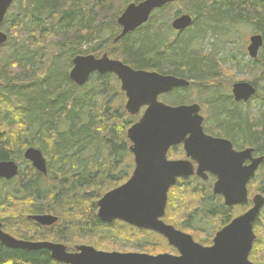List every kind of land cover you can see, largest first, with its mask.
Returning a JSON list of instances; mask_svg holds the SVG:
<instances>
[{
    "label": "trees",
    "instance_id": "16d2710c",
    "mask_svg": "<svg viewBox=\"0 0 264 264\" xmlns=\"http://www.w3.org/2000/svg\"><path fill=\"white\" fill-rule=\"evenodd\" d=\"M140 1L17 0L14 13H8L1 25L9 39L0 48V162L21 160L26 164L18 178L0 181V207L14 204L11 213L18 217L22 211L24 215L18 217V224L0 218L13 236L44 241L47 236H32L31 227L37 225L30 216L49 214L59 219L52 229L58 232L55 238L66 243L72 237L98 238L103 231L110 238L98 242L99 247H122L121 242L145 252L161 244L169 247L156 233L127 225L107 227L97 218V201L126 182L133 170L127 131L137 119L127 114V99L115 76L96 75L82 88L69 79L76 56H114L111 43L121 33L117 21L130 4ZM182 14L194 18L187 29L190 36L181 42L186 31L178 39L168 40L170 22ZM240 25L255 28L264 39V0H179L155 11L146 25L116 43L117 56L136 70L186 79L189 88L164 97L170 105L200 102L210 132L240 139L264 153V93L257 88L258 80L251 82L257 89L253 100L262 102L255 119L244 111L250 102L236 103L220 92L221 63L213 56L197 54L204 33L222 26L233 31ZM250 62L256 77L264 81V46L258 59ZM200 90L202 97L195 95ZM30 147L43 153L46 176L23 160ZM202 185L196 190L182 183L171 190L167 223L191 229L203 224L196 219L202 217L215 225L214 231L216 226L230 223L234 218L231 209ZM257 187L264 193V165ZM254 233L250 261L264 264V208ZM0 264L60 263L46 250H12L0 243Z\"/></svg>",
    "mask_w": 264,
    "mask_h": 264
},
{
    "label": "water",
    "instance_id": "95a60500",
    "mask_svg": "<svg viewBox=\"0 0 264 264\" xmlns=\"http://www.w3.org/2000/svg\"><path fill=\"white\" fill-rule=\"evenodd\" d=\"M16 1L0 0V26ZM178 1L143 0L130 4L117 21L122 31L115 42L146 25L155 11ZM193 22V17L186 14L176 18L171 26L176 31H185L192 27ZM8 39V35L0 30V48L7 44ZM249 42L248 55L256 60L264 46V39L261 35H254ZM94 74L115 75L119 79L121 90L127 98L125 110L130 116H137L146 108L140 120L127 131L130 152L136 157L134 174L126 184L108 192L98 202V218L106 224L122 221L156 233L180 255L105 253L92 247H78L77 253L72 254L60 244L18 241L3 233L1 225L0 242L12 250H46L60 264H253L250 254L256 241L254 224L264 207V197L255 196L249 212L218 232L212 247H202L191 236L175 230L162 220L169 191L177 179L194 176L189 162H169L167 152L171 146L183 143L187 156L199 164L197 176L203 179H207V173L215 176L214 194L222 196L228 207L248 201L247 185L255 178L264 157L252 158L251 149L236 153L230 142L207 136L199 105L174 108L159 102L162 95L175 89L188 88L190 82L185 79L135 70L122 61L111 59L108 54L101 58L80 55L73 59L69 73L73 84L85 87ZM256 93L257 89L247 82H238L232 87L236 102L246 104ZM25 159L38 172L47 175L46 160L39 150L28 149ZM247 160L251 165L244 166ZM18 175L19 168L14 161L0 162V179L9 181ZM31 218L43 227L58 223V218L52 215Z\"/></svg>",
    "mask_w": 264,
    "mask_h": 264
},
{
    "label": "rangeland",
    "instance_id": "374dc122",
    "mask_svg": "<svg viewBox=\"0 0 264 264\" xmlns=\"http://www.w3.org/2000/svg\"><path fill=\"white\" fill-rule=\"evenodd\" d=\"M14 11H15V9L13 8L10 10L9 13L12 14V13H14ZM173 17L174 16L172 15L170 17V20ZM170 20H169V22H170ZM172 21L170 23H172ZM0 29L2 31H4L1 28V26H0ZM228 29H229L228 26H222V27L215 28V30H211V31L204 33V39L198 47V50H197L198 53L197 54L203 55V56H213L212 58L215 61H218L221 63L219 65H220V68H222L223 76H222V79L220 80V84H219L220 92L226 93V94L232 96L231 89H232V86L234 83H237V82L251 83V82H253V80H258L257 83H259V85H257V88L260 89V91H259L260 93H264V81H262L261 78L256 77V72H254L252 70V68L249 66V64H251V62H250L251 59H250L248 52H247V47L249 45V39L251 36L256 34V29L255 28L253 29L252 27L245 26V25H240L237 28H235V30H233V31H229ZM189 32L187 30L185 36L183 37L184 39L181 38V42H184V40L188 39L187 37L190 36ZM178 37H180V35H178L177 32H175L172 28H170L168 40L178 39ZM114 42H115V40L111 44L114 45V53L115 54H114V56H112L110 58L114 59V60L117 59V60H120L123 62L124 59L117 56L118 55L117 54L118 48H117L116 43H114ZM96 43L97 42H94L93 45ZM108 46H110V45H108ZM103 54H105V53H103ZM103 54L100 57H102ZM237 63H239V64H237ZM236 64H237V68H235ZM164 67H168V65H165ZM71 69L69 70V73H70ZM141 71H147V70H141ZM195 95L202 97L201 90L199 91V93L196 92ZM256 101L257 100L254 99L248 104L247 107H244V111L250 112L255 119L258 117V115L260 113V106L262 103L261 101H259V102H256ZM126 103H127V101H126ZM126 103H125V107H126ZM194 103L201 105V103L197 102V101ZM202 115H204L205 118L207 117L204 110H202ZM132 117L136 118L137 120L136 119L135 120L138 121L140 116H135V117L132 116ZM209 126H211V125H209ZM177 155L175 156V158L179 159L180 157ZM22 163H24V162H22ZM23 166L25 168L26 164L24 163ZM23 166H22V168H23ZM257 185H258V183H256L255 186L257 187ZM14 186L16 188V185H14ZM257 194H259V193L256 191L252 192L250 195V198H253ZM0 203H2V202H0ZM0 206H2V205H0ZM8 206H9V208L8 207H0V218L9 219L11 221V223L18 224L19 222L17 220L20 219L18 217L24 216L23 212L18 211L17 215H19V216L17 217L15 213H11V211H12L11 209H12V206H14V204H8ZM10 230L12 232H15V233L18 232V231L11 229V228H10ZM31 230H34L33 232H31V233H34L32 235V236L35 235L34 237H37V234H40V235L48 237L46 239H42L44 241L59 242V241H56L54 239L55 238L54 235L57 234V232L55 230H45L44 232H42L41 230L36 229V227H31ZM26 232H28V231L26 230ZM45 232L48 234H46ZM185 232L194 235L197 238V240H199L201 238H205V236H203V235L194 234L193 232H189V231H185ZM8 234H9V232H8ZM109 238H110V236H108L105 232L101 231V233H99V235H98V238H96L95 235L93 237H91V236L78 237V238L72 237L70 240L67 241V242L70 241V243H64V244L70 246L71 249L74 248V246L78 245V244H83V245H91L92 244L91 246L96 248V245L98 244V242L107 241L106 239H109ZM64 242H66V241L64 240ZM121 243L126 244V242H121ZM127 244H130V243H127ZM164 247H165L164 244H161L160 246L152 248L151 252H149V251L145 252L144 250L140 251V252L145 253V254H149V255H158V254H161L164 252L170 253L169 249H165L166 247L165 248ZM98 248L103 249L104 251H108V252H113V251L137 252L134 249H130L128 247L121 249L122 247L117 248L116 246H108L107 245V246L98 247Z\"/></svg>",
    "mask_w": 264,
    "mask_h": 264
},
{
    "label": "flooded vegetation",
    "instance_id": "af4514ba",
    "mask_svg": "<svg viewBox=\"0 0 264 264\" xmlns=\"http://www.w3.org/2000/svg\"><path fill=\"white\" fill-rule=\"evenodd\" d=\"M182 15H183V14H182ZM182 15H181V16H182ZM193 20H194V18H193ZM173 21H174V20H173ZM171 25H172V23H171ZM171 27H172V26H171ZM0 30H1V29H0ZM173 30H174V29H173ZM174 31L177 32L178 35H182V34L185 33L187 30H185V31H176V30H174ZM255 35H261V34H259V33L256 32ZM253 36H254V35H253ZM261 36H262V35H261ZM251 37H252V36H251ZM251 37H250V38H251ZM249 41H250V39H249ZM118 42H119V41H118ZM114 43H117V42H114ZM249 45H250V42H249ZM249 45H248V46H249ZM247 48H248V47H247ZM259 55H260V54H259ZM258 57H259V56H258ZM98 58H101V57H98ZM250 59H251V58H250ZM251 61L253 62L254 60L251 59ZM123 63H124V62H123ZM235 68H237V67H235ZM133 69H134V68H133ZM148 72H156V71H148ZM156 73H159V72H156ZM159 74H161V73H159ZM96 75H97V76H100V75H98V74H94L92 77H94V76H96ZM161 75H164V74H161ZM112 76H115V75H112ZM164 76H173V77L178 78V79H183V78H180V77H177V76H174V75H164ZM92 77H91V79H92ZM115 77H116V76H115ZM91 79H90V81H91ZM116 79L119 81V79H118L117 77H116ZM185 80H186V79H185ZM90 81H89V83H90ZM119 82H120V81H119ZM89 83H88V84H89ZM237 83H238V82H237ZM247 83H248V82H247ZM88 84H87V85H88ZM234 84H236V83H234ZM234 84H233V86H234ZM250 84H251V83H250ZM233 86H232V87H233ZM253 86H254V85H253ZM254 87H255V86H254ZM120 88H121V83H120ZM188 88H189V87H188ZM255 88H256V87H255ZM183 89H186V88H183ZM177 90H180V89H175V90H173L172 92H170V93H168V94H165V95L160 96L159 99H158L159 102H161V103H163V104H165V105H167V106L174 107V108L181 107V106H190V105L197 104V103H191V104H189V105H187V104H176V105H170V104L168 103V101L165 100L164 97L169 96L170 94H172L174 91H177ZM121 91H122V90H121ZM123 93H124V92H123ZM231 93H232V89H231ZM124 94H125V93H124ZM125 96H126V95H125ZM232 98H233V96H232ZM233 100H234V98H233ZM252 100H253V98H252L249 102H251ZM234 102H236V101L234 100ZM249 102H248V103H249ZM236 103H243V102H236ZM243 104H245V103H243ZM246 104H247V103H246ZM197 105H199L200 108H201V116L204 118L203 129H204V133H205L207 136L212 137V138H215V139L226 140V141L230 142L231 145H232L233 150H234L236 153H243V152H246L247 150L251 149V150H253V153L251 154V157H252V158H254V159H258V158H260V157H264V153L257 152V150L255 149V147H253V146H252L251 144H249V143H245V142L241 143L240 139H229V138H226V137H218V136L214 135L212 132H210L209 129H207L206 124H205V122H206V118L204 117V115H202V106H201L200 104H197ZM145 111H146V108H143V109L141 110L140 114L138 115V116H140L139 119H138V121H139L140 118L143 116V114H144ZM138 121H136V123H137ZM130 147H131V145H129V151H130ZM30 148H34V147H30ZM30 148H27V149L24 151V153H23V160H24L25 162L29 163V164L33 167L32 163H30L29 161H27V160L25 159V153H26V151H27L28 149H30ZM35 149H37V150H39V151L41 152L40 149H38V148H35ZM41 153H42V152H41ZM130 154H131V157H132V160H133V163H132L133 170H132V172L130 173V176H129L128 180H127L126 182L120 184L117 188L123 186L124 184H126V183L131 179V177L133 176L134 171H135V169H136V167H137V164H136V157H135V155L132 154L131 152H130ZM177 154H178V155H177ZM42 155H43V153H42ZM176 155L179 156L180 158H179V159H178V158H175ZM43 156H44V155H43ZM44 158H45V157H44ZM45 160H46V159H45ZM167 160H168L169 162H189V163L192 165L193 169H194V176H192L191 178H179V179H177L176 184L170 189L169 194H170L171 190L177 186V184L179 185V184H182V183H183L184 185H186V187H190V186H192V187L196 188V190L200 189L199 186H204V185H202V184H205L208 188L211 189L212 194H213L215 197H219V198H220V201H222V204H223L225 207L231 209L234 218L230 221V223H231L233 220H235L236 218H238V217H240V216H243L244 214H246L247 212H249V211L253 208V199H254L255 196H254L253 198H250V195H251L252 192H255V191H256V192L259 193V194H257V195H262V196L264 197L263 190L255 186L256 183H258V180H259V178H260V170H261L262 166L264 165V163H263V164L261 165V167L259 168L258 172L256 173L255 178H254L253 180H251V182L247 185V190H248V201H247L246 203H244V204H241V205L228 207V206L225 205V203H224V199H223L222 196H219V195H215V194H214V186H215V184H216V182H217V179L215 178V176H213V175H211V174H209V173L206 174L207 179L199 178V177L197 176V171H198L199 164H198L196 161H194L192 158H189V157L187 156V152H186V149H185V145H184L183 143H182V144H178V145H173V146H171V147L169 148V150H168V152H167ZM7 161H14V162L17 164V166H18V168H19V175H20L21 171H22L23 168H24V166H23L24 163H22L21 160H7ZM2 162H3V161H2ZM46 164H47V163H46ZM249 165H251V162H250L249 160H247V161L244 163V166H249ZM22 166H23V168H22ZM33 169H35V168L33 167ZM35 171H37V170L35 169ZM37 172H38V171H37ZM38 173H40V172H38ZM19 175H18V177H19ZM42 175H43V174H42ZM18 177H16V178H18ZM16 178H14V179H16ZM14 179L9 180V181H6V180H2V179H0V181L10 182V181H13ZM13 186H14V185H13ZM13 186H12V187H13ZM257 186H258V185H257ZM12 187H11V188H12ZM117 188H114V189H112V190H115V189H117ZM112 190H110V191H112ZM110 191H108V192H110ZM108 192H107V193H108ZM107 193H106V194H107ZM257 195H256V196H257ZM168 196H169V195H168ZM103 197H104V196H103ZM103 197H101V198L97 201V206H96V207H97V209H96V215H97V218H98V212H99L98 202H99ZM167 205H168V204H167ZM263 208H264V207H263ZM263 208H262V210H263ZM262 210H261V211H262ZM166 212H167V209H166ZM239 212H240V213H239ZM260 213H261V212H260ZM38 215H43V214H37V215L30 216V217H34V216H38ZM52 216H53V215H52ZM165 216H166V213H165ZM165 216H164V218L162 219L163 222H164L165 224L174 227L175 230H177V231H179V232H182L183 234H186V235L191 236V237L193 238V240H194L195 243H197V244H199V245H201L202 247H205V248H210V247H212V246L214 245V239H215L217 233L220 232L222 229H224L226 226H228V225L230 224V223H228L227 225L223 226L222 228H221V225L216 226V227H217V230L214 231V227H215V225H214V224H211V223L208 224V221H209L208 219H204V218H202V217H196V219H198V220L201 219L202 223H203V224L205 223V225H203V224H195V225H197V227H195V228H191V229H183V228H177V227L174 226L173 224H169V223H167V222L165 221ZM98 219H99V218H98ZM99 220H100V219H99ZM100 221H101V220H100ZM101 223L104 224V225L107 226V227H113V226H115V225H123V226H126V225H127V226L132 227V228H134V229H136V230H139V231H145V230L138 229V228H136V227H134V226H131V225H129V224L125 223V222H122V221H115V222H113V223H108V224L103 223V222L101 221ZM192 223H193V222H192ZM193 224H194V223H193ZM0 225H1V230H2L3 233H5V234H7V235H9V236H11V237H13L10 233L8 234V232L5 230V228H4V223L0 222ZM36 225H37L36 229H39V227H40L39 230H41V231L43 232V230H44V231H45V230H52L53 228H56L55 225H57V224H55V225H53V226H50V227H43V226H41V225H39V224H37V223H36ZM58 225H60V224H58ZM208 225H211V227H210V226L208 227ZM185 231L193 232L194 234H198V235H203V236H205V238H201V239L197 240V238H196L194 235L189 234V233H186ZM146 232H150V231H146ZM57 233H58V232H57ZM152 233H153V232H152ZM13 238L16 239V240H18V241L30 242V241H28V240L19 239V238L15 237V236H14ZM54 239H55L56 241H59V242H54V241H38V242H35V243H40V242H50V243H53V244H60V245H63L64 247H66L68 253H72V254L77 253L76 250H77L78 247H92V248H94V249L97 250V251H101V252H105V253H114V252H115V253H120V254H145V253L140 252L141 250L138 249L137 247L133 246V245L131 246V245H124V244H123L122 248H121V247H117V248L124 249L125 247H128V248H130V249H134V250L137 251V252H119V251L108 252V251H104L103 249L98 248V247H99L98 245H96V248L93 247V246H91V245H92L91 243H90L91 245L78 244V245H75L74 248L71 249L70 246L64 244V243H66V242H64V240H62V239H58V240H57L56 238H54ZM166 241H167V240H166ZM0 243H1V242H0ZM167 243H168V242H167ZM1 245L4 246L2 243H1ZM103 246H107V244H102V247H103ZM168 246H169L170 248H167V249H169V252H170L171 254L168 253V252H164V253H161V254H168V255H172V256H176V257H178V256L180 255L179 252H178L175 248L171 247L169 244H168ZM4 247H6V246H4ZM6 248H7V247H6ZM17 250H21V249H17ZM24 251H28V250H24ZM161 254H158V255H161ZM50 255H51V254H50ZM148 255H149V254H148ZM151 256H157V255H151Z\"/></svg>",
    "mask_w": 264,
    "mask_h": 264
},
{
    "label": "bare ground",
    "instance_id": "6f19581e",
    "mask_svg": "<svg viewBox=\"0 0 264 264\" xmlns=\"http://www.w3.org/2000/svg\"><path fill=\"white\" fill-rule=\"evenodd\" d=\"M117 60V59H116ZM226 68V67H225ZM229 71V70H228ZM227 72V71H226ZM33 243H35V242H33Z\"/></svg>",
    "mask_w": 264,
    "mask_h": 264
}]
</instances>
